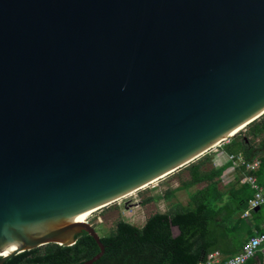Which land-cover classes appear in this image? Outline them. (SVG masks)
I'll list each match as a JSON object with an SVG mask.
<instances>
[{
	"label": "water",
	"instance_id": "1",
	"mask_svg": "<svg viewBox=\"0 0 264 264\" xmlns=\"http://www.w3.org/2000/svg\"><path fill=\"white\" fill-rule=\"evenodd\" d=\"M263 114L264 0H0V264Z\"/></svg>",
	"mask_w": 264,
	"mask_h": 264
},
{
	"label": "trees",
	"instance_id": "2",
	"mask_svg": "<svg viewBox=\"0 0 264 264\" xmlns=\"http://www.w3.org/2000/svg\"><path fill=\"white\" fill-rule=\"evenodd\" d=\"M240 132L246 136L231 138L224 149L228 154H242L247 161L259 158L261 165L255 174L264 186V114ZM204 164L205 160L189 166L190 179L165 193L170 199L178 189L205 183L189 191L188 205L177 203L169 211L153 213L142 227L120 220L115 230L101 236L106 250L94 264H199L214 250L229 256L238 253L253 234L242 215L254 189L240 178L221 185L231 162L209 169ZM262 206L254 211L257 217L262 216ZM174 226L179 229L177 234ZM99 252L95 238L82 231L73 245L49 243L20 252L3 264H83Z\"/></svg>",
	"mask_w": 264,
	"mask_h": 264
},
{
	"label": "rangeland",
	"instance_id": "3",
	"mask_svg": "<svg viewBox=\"0 0 264 264\" xmlns=\"http://www.w3.org/2000/svg\"><path fill=\"white\" fill-rule=\"evenodd\" d=\"M244 129L245 128H243V130ZM240 131L236 135L222 141L220 145L212 147L170 174L140 187L138 190H133L126 196H123L98 210L95 209L90 213L87 221L95 227L100 236H105L116 229L117 223L120 220L143 226L146 219L153 213L169 211L177 203L188 205L190 201L189 191H195L196 189L203 187L205 183L194 185L189 189L182 188V191H176L175 195L170 199L165 197V193L170 189L181 187L185 181L190 179L191 174L189 166L192 164L205 160L203 166L205 169L221 165L222 161L227 157V152L224 149L225 143H228L233 137L237 136L238 138H242L246 136L245 132L241 133ZM225 183L226 180L224 181L222 179L221 185L223 187L225 186ZM149 197H154L155 199L150 202H144ZM261 210L263 214L261 217H257L255 212H251L247 221L256 226L257 224H261L264 220V205Z\"/></svg>",
	"mask_w": 264,
	"mask_h": 264
},
{
	"label": "built area",
	"instance_id": "4",
	"mask_svg": "<svg viewBox=\"0 0 264 264\" xmlns=\"http://www.w3.org/2000/svg\"><path fill=\"white\" fill-rule=\"evenodd\" d=\"M226 140V139H225ZM218 143L217 145H220ZM216 145V146H217ZM227 160L231 162L233 169H242L240 180L242 183H248L254 189V195L249 199L248 206L243 216L248 217L251 212L261 205H264V186L258 182L255 172L260 168L261 160L255 158L247 161L242 154H227ZM256 255H261L264 259V231H256L243 244L241 250L229 257L227 260L216 258L210 255L206 260L199 264H247L249 259Z\"/></svg>",
	"mask_w": 264,
	"mask_h": 264
},
{
	"label": "crops",
	"instance_id": "5",
	"mask_svg": "<svg viewBox=\"0 0 264 264\" xmlns=\"http://www.w3.org/2000/svg\"><path fill=\"white\" fill-rule=\"evenodd\" d=\"M228 154V153H227ZM226 163H230V161H228L227 160V157L222 161V163H221V165H223V164H226ZM221 165H219V166H221ZM241 168H238V169H233L232 168V166H231V164L228 166V168L225 170V172H224V174H223V176H222V179L225 181L226 180V183H225V185H228L230 182H232V181H234L235 179H237V178H240L241 177V175H242V169L240 170ZM227 177V178H226ZM242 183V182H241ZM176 191H182V189H178V190H176ZM258 209H260V207L259 208H257L256 210H254V211H257ZM262 209V208H261ZM253 211V212H254ZM262 211V210H261ZM263 215V214H262ZM242 217H244L243 215H242ZM249 217V216H248ZM248 217H244V218H248ZM147 220V219H146ZM146 222V221H145ZM129 223H131V222H129ZM249 224H250V226H251V228H252V230H253V233H255L256 231H264V220L262 221V223L261 224H257V226L255 225V224H253V223H251V222H248ZM133 224V223H132ZM136 225V224H135ZM137 226H139V225H137ZM140 227H142V226H140ZM173 231H174V234H177L178 232H179V229H178V227L177 226H174L173 227ZM241 250V249H240ZM237 254V253H236ZM210 255H215V256H217L216 258H219V259H222V260H227L229 257H231V256H229V255H225L224 253H222L220 250H214V251H212L209 255H208V257L210 256ZM233 256V255H232ZM207 257V258H208ZM247 264H264V259H263V257L261 256V255H256V256H254V257H252L251 259H249V261L247 262Z\"/></svg>",
	"mask_w": 264,
	"mask_h": 264
},
{
	"label": "bare ground",
	"instance_id": "6",
	"mask_svg": "<svg viewBox=\"0 0 264 264\" xmlns=\"http://www.w3.org/2000/svg\"><path fill=\"white\" fill-rule=\"evenodd\" d=\"M244 128V127H243ZM243 128H240L238 131H240L241 129H243ZM236 131L237 130H234V131H232L231 133H229L230 135H234L235 133H236ZM155 181V180H154ZM145 186V185H144ZM143 187V186H142ZM131 193V192H130ZM95 210V209H94ZM94 210H90V211H87V212H84L83 214H81L79 217H78V219L80 220V221H87V219H88V216L90 215V213L92 212V211H94Z\"/></svg>",
	"mask_w": 264,
	"mask_h": 264
}]
</instances>
